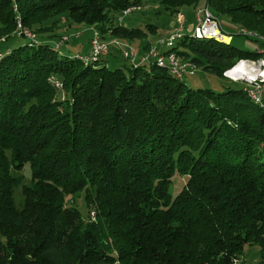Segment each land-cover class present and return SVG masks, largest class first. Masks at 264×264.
Masks as SVG:
<instances>
[{
    "label": "trees",
    "instance_id": "1",
    "mask_svg": "<svg viewBox=\"0 0 264 264\" xmlns=\"http://www.w3.org/2000/svg\"><path fill=\"white\" fill-rule=\"evenodd\" d=\"M156 4L175 16L205 6L264 37V0H0V264H236L253 247L264 264V108L245 88L192 89L122 46L126 64L112 67L55 45L74 25L135 45L156 27L120 18ZM180 35L165 53L141 50L220 77L258 57Z\"/></svg>",
    "mask_w": 264,
    "mask_h": 264
},
{
    "label": "rangeland",
    "instance_id": "2",
    "mask_svg": "<svg viewBox=\"0 0 264 264\" xmlns=\"http://www.w3.org/2000/svg\"><path fill=\"white\" fill-rule=\"evenodd\" d=\"M207 11L209 14L213 15L217 20H220L208 8H207ZM178 16L183 17V20H184L183 27H184L185 34L191 35L196 26V22H195L196 12H194L193 10H185L181 14L175 16V15H171L169 12L164 11L162 6H160L159 4H156V5H146L136 11H133L129 15L123 17V20L120 23L127 28H141V29L147 30L146 28L149 25H153L156 27L155 33L151 34L147 30L146 32L148 33V37L145 38L142 42L137 41L135 43L136 46L132 45L136 49V53H137L136 59L137 60H138V55H139L138 53L144 52L141 50V47H143L147 42H151L152 44L150 46V49L153 47H156V48L158 47V51L160 53H165L170 50V48H168L166 45H161V46L157 45V42H159V40L161 39H166L171 34H174L176 32V30L180 27ZM241 29H245V28H241ZM225 31L227 35L228 34L232 35V40L229 43L231 46H233L237 50L242 51L244 53H253V48L250 45V42L245 37L235 34L233 30L229 28L228 26H225ZM247 31L249 32V30ZM77 32L80 33L79 37H75ZM58 33L59 34L62 33L61 36L63 37L70 36L69 42L64 44L63 47L60 48V51L62 53H66L71 56H75L77 54L86 56L89 53L90 39L93 34L91 27L86 26V25H74L71 28V30H69L68 32L65 33L64 29H62ZM110 41H113V40H110ZM177 44L178 42H175L173 44V48L176 47ZM113 48L111 49L113 53L110 55H107V60L109 61V64L112 65V67H116L117 65L124 66L126 64L125 61L119 60L120 53L115 51V48L121 49V47L113 46ZM122 48H123L122 51L119 49L121 51V55L123 52V54L126 56L128 54V48L127 46H122ZM1 51L3 52V49H0V52ZM149 53L146 52L145 56L141 59V62H144L143 59H145L146 56L149 55ZM137 60L135 61V63L138 62ZM153 62H155L154 58H150L147 61V63H149L148 65H150V63H153ZM128 65H129V62H128ZM183 81L188 87L192 89H210V90H213L215 93H222L226 91L227 88H231L234 90H240V89H243V87H245L244 84L240 82H232L224 77H220L216 75L215 73L206 72L202 69H198L194 74H188L183 79ZM53 82H54V85L56 86V89L60 90L58 88H60L62 84L56 79H53ZM251 108L255 110L258 109L257 106L253 104H251ZM22 173L27 180L26 183H29V181L31 180L30 166L26 165ZM19 174H21V172ZM184 181L185 179L183 178L174 177L172 181L173 183L171 186V189L174 195H177L178 192L182 189L181 184ZM14 200H15L17 207H21L23 205L24 197L21 192V187H17L14 190ZM76 205L80 213L82 214V216L85 217L87 215V208H86V204L84 200V194H80V197L77 198ZM260 260H261V257H260L259 249L257 247H253L251 249L247 248L245 255L236 264H260Z\"/></svg>",
    "mask_w": 264,
    "mask_h": 264
},
{
    "label": "built area",
    "instance_id": "3",
    "mask_svg": "<svg viewBox=\"0 0 264 264\" xmlns=\"http://www.w3.org/2000/svg\"><path fill=\"white\" fill-rule=\"evenodd\" d=\"M138 10V8H131L124 11L122 17L120 18V22H122L123 17L129 15L133 11ZM180 27L176 30L174 34H171L166 39L159 40V46L164 45L165 42L169 41L170 38H173L174 36L178 34H185L184 27H183V17H179ZM196 26L192 33V35H201V36H207V37H221V38H228L229 40H232V35L226 33L224 25L222 24L221 20L215 19V17L211 14H209L205 10V6L200 8L198 11H196V17H195ZM92 36L90 39V51L86 55V58L88 55L93 54H103L108 55L112 49V47H118V46H127L128 48V56L124 57H132V64L134 62V54L136 49L132 45H116V40L113 41H97V30L92 29ZM235 34L241 36L240 33L234 32ZM29 36V35H28ZM80 33H77L75 37H79ZM246 38V37H245ZM70 40V36H64L60 41L56 42V46L63 47L64 44L68 43ZM254 48H258L262 50V57L264 61V45L258 44L254 40L247 39ZM152 58L159 60V57L153 56ZM170 64V72H176V74H179L183 77H186L188 74H194L198 67L189 61H185L182 58L174 57L172 56L169 61ZM224 78L226 77H232V72L230 68L226 70L223 73ZM257 78L264 77V71L260 75H252ZM54 78V77H53ZM245 86V85H244ZM245 91L247 96H254L255 99H259L260 101L264 102V85L261 87H247L245 86Z\"/></svg>",
    "mask_w": 264,
    "mask_h": 264
},
{
    "label": "bare ground",
    "instance_id": "4",
    "mask_svg": "<svg viewBox=\"0 0 264 264\" xmlns=\"http://www.w3.org/2000/svg\"><path fill=\"white\" fill-rule=\"evenodd\" d=\"M205 10L207 11V8ZM233 32L242 33L241 36L246 37L248 39L250 38L252 40L257 41L258 44L264 45V37L259 35L258 33H254L251 31L248 32L247 30L241 29V28L236 29V30L234 29ZM180 36H181L180 34L177 35L178 38ZM191 36L193 38H196V39H208V40L213 39L217 42H222V43H226V44H229L231 42V40H229L228 38L207 37V36L192 35V34H191ZM174 40H175V37H173L169 41H167L168 45H171ZM97 41H102L99 34H97ZM255 49L254 50L258 54V58L253 59V60L252 59L251 60L250 59L239 60L232 68H230V70L232 72V77H226V79H228L232 82H240L247 87H261L264 85V77L257 78L255 76H252V75H260L264 71V61H263V57H262V50L258 49V48H255ZM100 55H103V54H93L92 57L94 59ZM155 55H156V57H159V60H156L158 66L162 67V68H168L169 70H170V64H169L170 58L172 56L177 57L175 54H172V53H170L167 56H163V55L160 56V55H158V52L156 49L151 50V52L149 53L148 56L153 57ZM126 56H128V54ZM128 58L132 62V57H128ZM136 58H137V53L135 51L133 63H135V61L137 60ZM171 73L174 76H176L177 78L182 79V77H183L179 74H176V72H171ZM248 97L256 106L264 108V102L263 101H260L259 99H255L254 96H248Z\"/></svg>",
    "mask_w": 264,
    "mask_h": 264
},
{
    "label": "crops",
    "instance_id": "5",
    "mask_svg": "<svg viewBox=\"0 0 264 264\" xmlns=\"http://www.w3.org/2000/svg\"><path fill=\"white\" fill-rule=\"evenodd\" d=\"M123 44H128V43H126V42H122ZM250 45L252 46V48L254 49V46L250 43ZM135 46H136V44H135ZM115 49H117V48H115ZM118 49H120V48H118ZM143 51V50H142ZM139 55H138V62H141V59L145 56V54H146V52H143V53H138Z\"/></svg>",
    "mask_w": 264,
    "mask_h": 264
}]
</instances>
